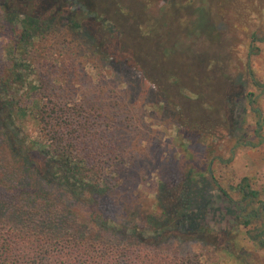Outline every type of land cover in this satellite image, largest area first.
I'll list each match as a JSON object with an SVG mask.
<instances>
[{
    "label": "trees",
    "instance_id": "trees-1",
    "mask_svg": "<svg viewBox=\"0 0 264 264\" xmlns=\"http://www.w3.org/2000/svg\"><path fill=\"white\" fill-rule=\"evenodd\" d=\"M94 5L0 0V264H208L204 253H182V243L233 255L241 234L264 248L260 191L247 175L224 187L211 168L219 155L178 180L165 169L145 206L139 179L157 171L163 154L137 127L154 95L164 108L172 86L195 94L179 71L185 62L194 86L204 71L207 82L220 72L224 116L212 119L238 126L236 100L255 98L236 76L237 61L264 92L250 62L264 41V0H118L102 12ZM251 108L256 133L260 110ZM208 190L229 208L232 227L206 221L222 206ZM99 197L126 219L105 214ZM237 260L255 264L248 253Z\"/></svg>",
    "mask_w": 264,
    "mask_h": 264
},
{
    "label": "rangeland",
    "instance_id": "rangeland-1",
    "mask_svg": "<svg viewBox=\"0 0 264 264\" xmlns=\"http://www.w3.org/2000/svg\"><path fill=\"white\" fill-rule=\"evenodd\" d=\"M57 1L62 5L67 2V0ZM117 2L118 0H96L94 8L96 7L102 12V9L109 4L113 7ZM111 15L113 14L111 13ZM256 44L260 50L256 55H252L250 62L255 77L264 82V41L257 42ZM237 57L235 56L233 64L237 61ZM175 62L177 63V61ZM237 62H239L240 66L236 70L238 71L236 76H239L244 83H249L246 87L247 91H251L255 99L250 104L242 99L236 100L233 106L234 114L232 115L234 121L236 116L239 115V122L237 123L238 126H235L234 129H226L224 126H219L212 119L213 117L221 119L224 116V111L221 110V107L224 105L221 102L224 81L220 76V72L213 73V78L210 75L212 80L207 82L205 76H208V72L204 71L201 75L203 80L194 86L193 83L195 81H191L194 72L192 71L191 73L190 67L186 62L184 65H179V71L182 72L186 86H188L189 90L193 91L192 93H195L194 95L184 97L172 86L170 89L172 101L164 108L162 106L164 103L162 101L163 95L160 93L154 95L152 99V101L156 102L154 105L150 101L140 107V119L137 121V127L138 129L146 130L149 134L148 137L152 134L153 147H159V150L163 154L162 158H158L159 167L157 171L151 173L148 170H144L142 177L139 179V192L145 202V206L150 205V201L145 200V198L153 197V193L158 189L160 174L165 169H172L174 178L178 180L180 175L182 176L188 172L187 169L191 165L199 162H208L213 155L221 157V161H212L211 168L214 171L215 178L224 187H227L229 184H236L241 177L247 175L252 177L253 187L260 191V198L264 200V92L250 84L247 75L242 73L243 65L240 61ZM230 71L234 72V69L232 68ZM146 82L149 83V81ZM166 86V83H163V81L159 84L160 89ZM210 105L214 106V109L210 108ZM251 106L257 107L260 110L261 129H257L256 133V129L254 128L258 115ZM177 121L182 125L185 123L189 129H178V126H181ZM204 124L207 125L208 129L205 128ZM25 127L29 132L33 130L30 128L28 122ZM183 135H186L187 138ZM237 139L238 143L235 142ZM202 180L203 177L200 178V181ZM193 187L194 184L191 188L192 191ZM208 191L209 193L207 194L212 196V199L215 198L219 204H222V213L217 212L219 215L213 213L209 218H206V221L218 230L232 227L231 216L228 212L229 208L223 205L220 198H216L217 193L215 190ZM98 201L99 207H101L105 214L117 220L123 221L126 219L109 198L99 197ZM242 248H245L246 251L243 252ZM236 249L238 252L230 255L222 250H214L202 246L195 241H189L181 245L182 253H204L208 264H240L237 257H242L243 253L251 254L252 261L255 264H264V248L256 247L251 240H248L245 236L243 237L242 234L240 238L236 239Z\"/></svg>",
    "mask_w": 264,
    "mask_h": 264
}]
</instances>
